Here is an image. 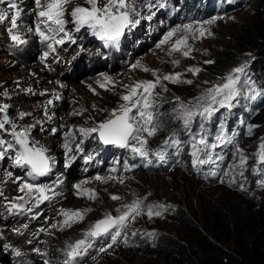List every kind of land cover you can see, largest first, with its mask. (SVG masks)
<instances>
[{"label":"rangeland","instance_id":"374dc122","mask_svg":"<svg viewBox=\"0 0 264 264\" xmlns=\"http://www.w3.org/2000/svg\"><path fill=\"white\" fill-rule=\"evenodd\" d=\"M76 2L84 5V0H76ZM140 2L141 0H136L138 5ZM152 2L156 3L157 0H152ZM165 2L174 4L177 10H181L188 5L186 0H165ZM195 2H198V0H195ZM215 2H217L215 3V9L205 17H200L199 12H196L200 11L199 7L187 22L180 20L181 22L178 21L179 23L176 22L166 29L162 37L154 46L137 55V61L135 63V65L138 64L137 67H133L132 69H121L114 72L111 70L109 71V67L106 63L105 68L89 74L88 71H85L86 67L81 65L82 58L79 56L74 62V67H76L77 71H80L76 79L70 80V77L68 78L69 80H66L67 78L65 77L58 79L49 71V73L46 74V78L51 82H47L46 84L45 80L43 83L38 84L37 82L39 81V78L36 76L28 82L29 86H19L15 90L10 89V86L6 85L15 82L18 78L17 74L13 75L11 80L8 81L5 86H2L3 80H1V77H4L3 74L10 71L7 67L13 65L18 68L37 66L42 62L41 57L44 49L34 50L31 52L30 50H32V48L29 49V46H32V44L35 43H38L40 46L45 45H42L38 41V38L31 33H25V38L28 40V43L21 45L19 47L21 51H18V54L14 55L13 52L16 51L17 46L11 41L9 34L6 31V26H10V24L8 21H5L4 24L0 25V103L9 104L8 102L12 98L15 102H17L15 109L14 107L12 108V106L9 109L10 117L16 119L17 123L23 121L19 120L17 116L15 117V115H17L16 112H18V110L22 111L23 107L30 106L31 109H36L38 111L36 114L38 115H45L44 109L47 107L48 115L53 116L50 122L46 125L49 128V130H47L48 133L46 132L48 134V138L40 137L38 135L40 130L37 128L33 129L32 137L48 148L49 154L55 151V154L58 157H54L57 164H61L59 167L64 168L63 171H56V169L59 168L56 164L53 173L50 176L43 177L39 181H36L37 183L52 184V182L57 179V174H61V178L58 177L62 180V184H59L61 188L58 186L56 191L58 189H61L62 191L59 195L56 192L57 195L53 200H51V202H45L36 209H40L38 212L42 213L38 219H31L29 221L30 224L28 225L29 227H27V230L31 231L33 228H36L34 232L36 235L34 238H30L28 241H31V243L29 244L27 242L25 246L27 251L30 253V258L33 256L31 264H44L45 259H48L50 264H60V260H62L63 257L57 250L63 249L66 242H73L76 239L81 238L84 230L88 229L95 221L103 218L107 213H111L114 216L117 215V208L121 207L124 203H131L138 197L142 198L147 196V201L145 203H161L171 205L172 207L164 213L163 217H154L152 219H148L146 215L138 217L127 230L129 237L127 245L122 242H118L111 249H108L106 253H97L92 251L89 256L83 259L81 264H165L166 262L164 263L161 259L150 258L146 255L145 251L140 249L144 242L153 238L143 235V233L154 231L156 233V236L153 238L154 240L160 239V236L166 237V235L175 238V240H181L180 238L184 236L186 229L183 227V223L185 221L181 220L179 217H188L191 220V223L199 225L200 230L201 228H205L203 226L204 223L201 221H205L209 226L208 234L212 236L213 234L218 233V231H215L214 221L218 220L219 215L217 212L225 203L229 204V206L236 212H241L242 210H255L254 202L259 197L260 190L262 188L255 182V174L251 171L252 167L255 166V162L252 159L249 160L248 170L245 172V176L247 177L246 181L237 177L238 182L243 183L244 188L247 189L246 191H241L238 184L229 186L227 183V177L209 176L208 178H204L203 174H197L196 171V173L192 174V167L184 164L181 158L177 159L176 164L166 171H143L141 168L144 167L139 166L136 162L137 158L136 160H133L127 150H123V165L125 163L130 166L137 165L136 167L138 170L131 168V170L125 171L123 165L121 164L122 170L120 173H113L111 171L98 172L93 170L89 174L85 175L84 170L86 163L83 155L88 154L85 151L83 155L77 153L75 144L72 145L73 153L70 155H76L77 159L72 161L69 167H63L65 166L66 159L64 149L62 147L63 133L69 129L78 130L79 127H93L99 122L107 119L109 117L110 110L118 108V106L123 103L121 95L127 91L124 88V85H133L138 81H148L154 79L152 72H146L143 68L146 67L148 69L157 70L161 76L169 73H183L182 79L193 81L192 84L164 82L169 89L167 92H161V107L159 108V112L161 113L162 109L160 120L162 121L164 127L163 130L159 131L156 136L149 138L148 145L151 150H155L154 146H151L150 144H155L159 147V139L162 137L164 129L169 132V128L172 125H177L170 118L173 108L176 107H171V105H177V101L175 99L176 97H179L180 100L184 102L193 100L195 97L199 96L204 89L211 87L212 84L218 82L219 79L225 76L232 68L238 66L245 60H249L248 55L245 51L243 52L238 45V32L246 23L250 21L251 14L254 10V0H233L232 3H229L228 0H215ZM17 3L23 9L22 19L21 21H18V23L31 25L35 13L33 12L29 15V10L34 7V0H17ZM24 4H26V8L24 7ZM204 4H207L206 0ZM73 6V4H70L68 7L69 12ZM0 7H7V4L0 5ZM189 9L192 10V7L189 6ZM145 14L147 13L145 12ZM187 14H190V12H186V15ZM213 17L221 18L217 19L210 26L213 33L212 36H207L197 40H189V43L194 49H196L191 53V57L194 58H184L179 53H174L170 56L168 55V44H164L159 47L157 46L160 44L164 35L171 28L185 23L204 21ZM142 22H144V20L141 21V24ZM68 27L71 29L72 25L69 24ZM82 31L87 32V30ZM80 34L83 35L85 32L76 33L75 35ZM66 44L68 45V43ZM6 45H11L12 49L8 50L10 47H7ZM23 49H29V54L32 55L31 60L28 61L25 59L27 58V55H21L19 57V54H22ZM58 51L62 53L65 52L59 50V46H57L56 52ZM175 59L180 61L179 66H175L172 63ZM209 59L214 60L215 63H204V61ZM99 60L102 61V58H99ZM51 63L52 61L47 64L45 62L43 63V67L47 65L49 68ZM70 67L71 66H63L59 62H54V65L50 68H55L59 72H65L66 76L67 70ZM189 67H198L201 71L198 75H194L193 73L186 71ZM71 74H68V76ZM105 77H109L113 82H115L114 87L112 85L107 86L110 90H105L104 87H101V84L105 81ZM206 81L208 83H205ZM34 85H37L38 87L33 88ZM70 85H75V88ZM7 88H9L10 91ZM61 88H67L68 93L65 94ZM77 88L79 89L76 90ZM83 88L85 90L94 89L99 93V95L96 94L94 96V104H100V106L97 107L94 105L95 107L87 113L82 111L86 107L84 100H81L76 105L73 104L74 100H72L74 99V96H72L73 92L76 90V95L79 96V91ZM28 89L32 90L31 93L27 91ZM156 90L160 92L159 88ZM4 92L8 93L7 97L3 95ZM57 96L59 97L58 99L56 98ZM48 100H52L51 105L47 104ZM165 100H170V104H163V101ZM257 105L258 101L251 104V111L247 110L251 117L255 118L261 115L262 111L256 109ZM81 111L82 114H77L81 113ZM30 113L32 115L34 112ZM60 113L65 114V118L59 119V122L54 124V117L59 116ZM218 115L219 114H217V116ZM232 118L234 120L237 119L235 115H233ZM35 122L36 117L33 116H28L24 119V124H32ZM257 122H259L260 125L254 130L253 135H247L245 128L243 131V139L239 143L240 148H242L245 153L250 156L254 155L258 151L260 138L264 137L263 127L261 126L262 122ZM53 127L58 129L55 135L51 134V129ZM93 135L95 136L96 134ZM5 138L10 139L7 135H5ZM81 139L82 137L77 131V139L75 143H80ZM81 147L83 148V143L81 144ZM183 150L186 151V148ZM217 151L221 150L217 149ZM232 163L233 159L229 156L228 159H225L221 165L220 170L222 172L226 171L227 165ZM203 167L202 171L208 172L215 166L204 165ZM8 172L13 173L11 178L7 176ZM24 174V169L15 168L11 161L8 158H5L0 161V188L4 180H8L10 183H13L15 186L14 188L18 189V184L14 181L17 177L24 176ZM97 175L101 177L116 176L118 178H123L124 182L119 183L117 180H109L104 183L95 179ZM222 178L225 180L224 183L220 182V179ZM85 181H87V183H84ZM76 184H82L83 187L87 189H94L96 192V198L88 199L87 196H78L74 187ZM11 193L12 191L5 193L6 195L3 197H0L3 203H7V201L4 200V197H7L8 200L13 199L9 197L11 196ZM19 195H21V193L16 191L14 197ZM62 195H64V198H62ZM112 195H117L122 199L112 200ZM65 203H69L68 208H71L72 210L90 209V211L86 212L82 222L73 224V226L66 232L65 230L57 231V229L54 228V237L51 243L45 244L41 242L43 232L40 233L39 229H45L46 227L51 228L52 224L58 222L59 217L62 220L63 217L60 215V212L58 218H56V209L54 214H52V211L56 207L65 209ZM43 209L47 210L44 212ZM0 211V216L2 217H6L8 215L15 219L17 216L14 215L15 217H13V215L7 214L8 212L4 207H2ZM17 222L18 221H16V223ZM234 224L235 223L231 225L233 227L230 228V231L226 232V236L225 234L220 235V240L222 239L224 244L227 245L228 243L230 246H240V243L243 241H247L249 243L254 241L255 235H250L254 232V228L250 226L248 221L243 224H235V226ZM137 230V235L132 236L131 233L136 232ZM34 248H40L42 252L47 251L48 256L42 257L37 255L33 252ZM16 250L20 251V248H16ZM3 252L2 247H0V258L3 256ZM7 254L9 259H6L4 264H17L14 254H11L10 252ZM93 255L96 256L95 260L91 259V256ZM156 260H159L160 262Z\"/></svg>","mask_w":264,"mask_h":264},{"label":"snow or ice","instance_id":"6c2138e0","mask_svg":"<svg viewBox=\"0 0 264 264\" xmlns=\"http://www.w3.org/2000/svg\"><path fill=\"white\" fill-rule=\"evenodd\" d=\"M232 3L233 0H228ZM7 4V7H0V25L8 21L10 26H6L11 41L15 45H25L28 40L25 33H31L38 38V41L45 45L48 51H44L41 60H46L51 53L57 51V46H63L66 43L76 42V33L82 30L104 42V46H117L126 32H131L137 28L141 21H151L156 15L154 8L166 7L165 0H141L140 4L136 0H84V5L76 0H34V7L29 10V15L35 13L31 25L18 23L22 19L23 9L18 5L17 0H0V5ZM73 4L71 11H68V5ZM145 12L147 14H145ZM221 17H213L204 21H195L185 23L171 28L160 41L158 47L164 44L169 45L168 55L179 53L184 58L191 57V53L196 49L189 43V40L202 39L212 36L210 26ZM72 25L70 29L68 26ZM207 54V53H205ZM175 66H179L180 61H172ZM206 64L215 63L214 60L204 61ZM133 65V67H137ZM250 60H245L238 66L232 68L225 76L211 87L204 89L201 94L188 102L181 101L176 97L177 105L173 108L170 118L177 124L176 128L171 130V134L162 141V147L158 150L149 148V138L154 137L163 130V123L160 120L162 115L159 112L161 107V92H167L169 89L164 83H186L192 84V80L182 79L183 73H169L161 76L157 70L143 68L144 71H151L154 79L148 81H138L133 85H124L127 90L121 95V103L118 108L110 111L109 117L93 127H79L69 129L63 133L62 147L65 153V167H69L75 159L72 145L75 144L77 153L84 154L81 147L84 139H94L103 147L112 146L118 149H125L129 152L132 159H140L151 162L150 156L156 157L159 161H166L168 150L172 149L173 156L178 157L184 148L190 149V162L197 171L202 172L204 165L215 166L208 172L202 173L204 178L227 177L229 186L238 184L241 191H246L243 183H239L237 177L242 180L247 179L245 172L248 170V162L252 159L255 166L251 171L261 177L258 180V186L264 188V137L260 138L258 151L250 156L239 146L240 133L235 130H229L228 120L233 115V110L244 108L251 111V104L264 100V87H260L253 78L250 71ZM186 71L198 75L201 71L198 67H189ZM205 83H208L207 81ZM115 86V82L109 77H105L101 87L110 90L107 86ZM159 88L160 92L156 89ZM31 93V89L27 90ZM8 96L7 92L3 93ZM59 98L58 96L56 97ZM48 105L52 100L47 101ZM11 105L0 103V161L8 158L15 168L24 169L25 174L17 177L14 182L18 184V192L21 195L8 200L2 206L10 215H29L30 219H38L42 213L36 212L45 202H51L57 195L56 188L62 183V180L56 179L52 184L37 183L43 177H48L53 173L57 161L49 154V149L42 145L38 140L32 137V131L40 125L43 131V121H36L32 124H18L16 119L9 115ZM95 107V106H93ZM223 110V111H222ZM84 111V110H82ZM77 113V114H82ZM45 116L51 120L48 115L47 107L44 109ZM219 115V123L216 131H212V124ZM31 116V113L18 112L17 118L24 120ZM239 125L246 128V134L251 136L254 130L259 127L251 123H246L244 119H239ZM195 126V131L193 127ZM63 127V126H62ZM58 129L53 127L51 134L55 135ZM77 131L82 137L81 142L76 144ZM181 132L188 137L187 140L180 138ZM93 134H96L95 136ZM5 135L10 137L6 139ZM231 147V156L233 163L227 166L226 171H221V165L226 159V150ZM220 149L221 151H217ZM99 153H96L98 155ZM85 163H90L94 155H83ZM119 163V162H117ZM137 165H128L125 163V171ZM118 171L113 167L111 172ZM13 173L8 172L7 176L11 178ZM97 181L108 182L117 180L123 183V178L116 176L95 177ZM221 183L225 180L220 179ZM84 183H87L85 181ZM76 193L78 196H87L88 199H95L94 189L84 188L82 184H76ZM150 195V194H149ZM0 197H3V191L0 190ZM112 200H121L117 195L111 196ZM147 196L134 199L131 203H124L116 209L117 215L111 213L95 221L88 229L84 230L81 238L73 242H66L63 249L57 251L63 259L60 264H81L83 259L90 255L92 251L97 253H106L118 242L128 244V229L135 220L143 215L148 219L154 217H163L164 213L171 208V205L161 203H145ZM88 210L60 209V215L63 220L51 225V228H57L63 231L65 228H71L73 224L82 222ZM26 229L27 224L23 225ZM14 231L20 233L19 229ZM46 229L40 228L39 232H45ZM137 232H132L136 236ZM22 234V233H20ZM36 235L35 233L33 234ZM148 237H155L156 233H143ZM30 244L31 241H28ZM10 245L5 243L2 249L7 251ZM16 257H22L23 253L13 249ZM33 252L42 257H47V251H41L40 248H34ZM59 259V258H58ZM95 260L96 256H91ZM18 264H30L28 261H19ZM44 264H50L48 259Z\"/></svg>","mask_w":264,"mask_h":264},{"label":"trees","instance_id":"16d2710c","mask_svg":"<svg viewBox=\"0 0 264 264\" xmlns=\"http://www.w3.org/2000/svg\"><path fill=\"white\" fill-rule=\"evenodd\" d=\"M238 34L240 49L254 55V64L258 66L256 72H259L260 66L264 68V0H254L250 21ZM259 121L264 126V111L259 116ZM261 199L258 211L246 214L242 220L248 221L254 228V232L250 234L255 235L252 243L243 241L240 246H230L220 240L221 234L226 236V232L230 231L227 216L218 220L223 228L214 227L220 233L212 236L208 234L209 226L205 221H201L205 228L200 230L199 225L191 223L188 217H179L185 221L183 227L186 229L181 240L168 235L160 236L154 243L143 244V250L150 258L161 259L165 264H264V194Z\"/></svg>","mask_w":264,"mask_h":264},{"label":"bare ground","instance_id":"6f19581e","mask_svg":"<svg viewBox=\"0 0 264 264\" xmlns=\"http://www.w3.org/2000/svg\"><path fill=\"white\" fill-rule=\"evenodd\" d=\"M28 1H30V0H28ZM25 5L26 4H24V7H25ZM70 6V4L68 5V7ZM26 8V7H25ZM29 39V38H28ZM7 47H10L8 50H10V49H12V47H11V45H6ZM17 46V48H16V52L17 51H21L20 49H19V47L21 46V45H16ZM30 48H32V50H30L31 52L32 51H36V50H43L44 49V51H48V49L45 47V46H40L38 43H35V44H32V46L30 45L29 46V49ZM29 49H23L22 50V54L21 55H27V58H26V60H31L32 59V55L31 54H29ZM54 53H51L49 56H48V58L46 59V60H43L40 64H38L37 66H30V67H20V68H18L17 66H15V65H13V66H9V67H7V69H9L10 71H8L7 73H5V74H3L4 75V77H1V80H3V82H2V86H5L6 85V83L8 82V81H10L11 80V78H12V76L13 75H15V74H17L18 75V78L15 80V82H13V83H10V84H8V85H6V86H10V89H12V90H15L17 87H19V86H29V81H31L32 80V78L33 77H36V76H38V78H39V81L37 82L38 84H41V83H43L45 80H46V84H47V82H51V81H49L47 78H46V74H48L49 73V69L50 70H52L50 67H52L53 65H54V62L55 63H58V62H56L57 60H55V59H53V60H50L51 58H53L54 57V55H53ZM150 59V58H149ZM52 61V63H51V66H49V68H48V66L46 65L45 67H43V63H45L46 62V64L48 63V62H51ZM62 64V63H61ZM14 70V71H13ZM11 71H12V73H11ZM51 73V72H50ZM0 80V81H1ZM69 86V85H68ZM70 86H73L74 88H75V85H70ZM36 87H38L37 85H34L33 86V88H36ZM72 87V88H73ZM9 91H10V89L9 88H7ZM79 88H77L76 90H78ZM61 90L65 93V94H67L68 92V90H67V88H61ZM76 90H75V92H73V95L72 96H74V99H72V100H74V102H73V104L74 105H76L77 103H79L81 100H84V102L86 103V107L84 108V112L85 113H87L89 110H91L92 108H93V106L95 105L94 104V96L97 94V95H99V93L97 92V91H95L94 89H88V90H85L84 88L83 89H81V91H79V96H77L76 95ZM62 93V92H61ZM63 94V93H62ZM71 96V97H72ZM9 103V105H11L12 106V108L14 107V109H15V106L17 105V102H15V100L12 98V99H10V101L8 102ZM83 103V102H82ZM95 106H97V107H99L100 106V104H96ZM109 110V109H108ZM16 111H17V109H16ZM111 111V110H110ZM18 112H26V113H30V112H34L31 116H33V117H36V121H43V128H44V130L43 131H41L40 130V125H37V129H39L40 130V132H39V136L40 137H46V138H48L47 136H48V132H47V130H49V128H48V126H46L49 122H50V120L47 118V116H45L44 114H42V115H38V114H36V112H38L36 109H31V107L30 106H26V107H23V110L22 111H19L18 110ZM18 112H16V114L18 113ZM100 112V111H99ZM62 115V116H61ZM96 115V114H95ZM106 115V114H105ZM17 115H15V117H16ZM49 116H51V118H53V116L52 115H49ZM63 119V118H65V114H63V113H60V115L59 116H57V117H54V120H53V123L54 124H57L58 122H59V119ZM18 124H24V120L23 121H20V122H18ZM36 129V130H37ZM47 132V133H46ZM50 155L51 156H53V157H56V158H58L57 157V155L55 154V151H53V152H51L50 153ZM57 164V163H56ZM59 165L61 166V164H57V166L59 167ZM63 167H65V166H63ZM64 170V168H62V167H59V168H57L56 169V171H63ZM194 171H196L195 169H194ZM197 172V171H196ZM57 176L58 177H60L61 176V174H57ZM57 177V179H59ZM61 178V177H60ZM11 181V180H10ZM62 184V183H61ZM15 186L13 185V183L11 182H9L8 180H4V182L2 183V185H1V188H0V190H2L3 191V196H5L6 194L5 193H8V192H10V191H12V193L10 194L11 196H9V197H11V198H14V196H15V194H16V191H18V189L17 188H14ZM59 188H61V186H59ZM65 188V187H64ZM62 190L61 189H58L56 192L58 193V195L60 194V192H61ZM63 193V192H62ZM62 198H64V195H62ZM61 201V200H60ZM3 204H5V203H3V201H2V199L0 198V210H1V208L3 207L2 205ZM56 204V203H55ZM63 204V203H62ZM61 204V205H62ZM56 206H57V204H56ZM46 207V206H45ZM69 207V203H65V209H71V208H68ZM48 209V208H47ZM47 209H43V211L45 212ZM55 209H56V211H57V213H56V218H58V215H59V210L61 209V208H59V207H56V208H54L53 209V213L52 214H54V212H55ZM49 210V209H48ZM38 211H40V209H38V210H36V212H38ZM5 212V211H4ZM0 213H1V211H0ZM7 214H9V213H7ZM6 214V215H7ZM2 215V214H1ZM4 215V214H3ZM32 214H30V215H17L16 217H15V219L14 218H12V217H10V216H6V217H2V216H0V247H2V245L3 244H5V243H7V244H9L10 245V248L7 250V251H5V250H3L4 252H3V256H1V258H0V264H4L5 263V261H6V259H9V257H8V252H10L11 254H14V252H13V249H16V248H20V252L21 253H23V255H22V257H16L15 255H14V257L16 258V262H17V264H18V262L19 261H28V262H30V264H31V262H32V260L29 258L30 256H29V251H27V248H25V246H26V243L28 242V240L30 239V238H34V235H33V233L35 232V229L36 228H33L31 231H28L27 229L28 228H24L23 227V225H25V224H27V225H29L30 223H29V221L31 220L30 219V216H31ZM8 217V218H7ZM29 219V220H28ZM63 220V219H62ZM16 221H18L17 223H16ZM19 221H23V222H19ZM58 221H61V219H60V217L58 218ZM29 227V226H28ZM45 227V226H44ZM46 228H48V227H46ZM45 228V229H46ZM14 229H19L20 230V233H22V234H20V233H18V232H16V231H14ZM57 229V231H61L60 229H59V227H57L56 228ZM65 230V232L67 231V230H69V228H65L64 229ZM41 233V232H40ZM53 237H54V228H48V229H46V231L45 232H43L42 233V239H41V242H43V243H45V244H49V243H51L52 242V239H53ZM35 240V239H34ZM33 242V241H32ZM32 245H33V243H32ZM33 257V256H32ZM35 259V258H34Z\"/></svg>","mask_w":264,"mask_h":264},{"label":"clouds","instance_id":"9594fccd","mask_svg":"<svg viewBox=\"0 0 264 264\" xmlns=\"http://www.w3.org/2000/svg\"><path fill=\"white\" fill-rule=\"evenodd\" d=\"M204 3H205V0H202V1L201 0H198V2H195V0H192V5L190 3V4L187 5V7L182 8L181 10H185L182 13V15L187 16V18L185 19V21L187 22L192 17V15L195 13V11L197 10V8H199V7H200V11H196V12L197 13L199 12L200 17H205L206 15H208L211 11H213L215 9V6H216L215 3H217V2H215V0H206V3L207 4H204ZM189 6L192 7V10L189 9ZM186 12H190V14H187L186 15ZM202 13H203V15H202ZM166 29H168V28H166ZM165 30L162 32L161 35H163V33L165 32ZM146 50H148V49H146ZM141 52H143V51H141ZM246 54L248 55L249 60H250V63H251L250 71L253 74V78L257 81V84L260 87H264V70H263V68L260 66V71L259 72H256L257 69H258V66L254 64V62H255L254 55L251 54L250 52L249 53H246ZM115 72H117V71H115ZM164 103H169L170 104V100H165V101H163V104ZM175 106H176V104H172L171 105V107H175ZM256 109L257 110H260L262 112L264 111V100L258 101V105H257ZM161 114H162V109H161ZM219 115L217 116V118H215V122L211 126L213 132L216 131L217 125L219 123ZM233 115H235L237 117L236 120H234L232 118ZM233 115L229 117L228 127H229V130L235 129V130H237L240 133V136L238 137V139H239L240 142L243 139V136H244V132L243 131H244L245 127H242V126L239 125V123H238L239 119H244L246 123H251V124H254V125H258V126L260 125V123L257 122V121H259V116L255 117V118L254 117H251L248 114V111L246 109H244V108L234 109L233 110ZM261 126L264 128V126H263L262 123H261ZM176 127H177V125H172L169 128V132H168V130L164 129L163 134H162V137L159 139V142H160V146L159 147H157L155 144L154 145L150 144V145L151 146H154V149L155 150L160 149L162 147V141L164 139H166L171 134V130L173 128H176ZM195 130L196 129H195V126H194L193 127V131H195ZM263 131H264V129H263ZM181 136H184L185 138L188 139V137L185 136L183 132H181L180 138H181ZM185 138H181V139L182 140H186ZM255 140H256V138H255ZM255 145H256V143H255ZM255 145H254V149H255ZM249 150H250V148H249ZM169 152L170 151H168V157H167L166 161H159L156 157L150 156V158H149L150 161H151L150 164L151 165H157V163H158V165H159V167H156V169L151 168V167H147V165L145 164V161L142 160V159H140L139 157H137V160L136 161H138V163H139L140 166L144 167V168H141L143 171H149V172H151V171H166L169 168H171L173 165H175L177 159H180V158H181V160L183 161L184 164L190 165L192 167L191 162H190V154H189L190 153V149L189 148H186V151L183 150V152L178 157H176L173 161H170ZM226 152H227L226 159H228V157L231 156V152H232L231 147L229 149H227ZM147 163H149V162H147ZM193 173H196V172L194 171V169L192 167V174ZM202 173H204V172L202 171L201 173H197V174H202ZM260 178L261 177H259L258 175H255V182L257 183V185H258V180ZM263 194H264V188H262L260 190V195H259V197L254 202V205H255V210L254 211H252V210H250V211L249 210H246V211L242 210L241 212H236V211H234L229 206V204L225 203L222 206V208L217 212V214L219 215L218 220H221L223 218V216H227L228 219L230 220V223H229L230 228L233 227V226H231L233 223H235V224H238V223L239 224H243V223H245L242 220L244 219V216H246V214H248L250 212L258 211V204H261L262 203L261 196ZM218 220H215L214 221L215 228L222 229L223 228V224L221 222H219ZM235 224H234V226H235ZM201 230H202V228H201ZM216 231H218V233H220L219 230H216ZM155 241L156 240H154L152 238V239H150V240H148L146 242H148V243H154ZM146 242H144L143 244H147ZM140 249L143 250V246H141Z\"/></svg>","mask_w":264,"mask_h":264}]
</instances>
